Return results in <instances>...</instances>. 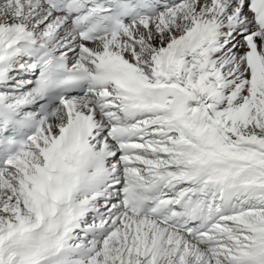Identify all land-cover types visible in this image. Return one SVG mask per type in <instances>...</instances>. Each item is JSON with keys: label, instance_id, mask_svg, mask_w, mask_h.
Instances as JSON below:
<instances>
[{"label": "snow or ice", "instance_id": "obj_1", "mask_svg": "<svg viewBox=\"0 0 264 264\" xmlns=\"http://www.w3.org/2000/svg\"><path fill=\"white\" fill-rule=\"evenodd\" d=\"M0 264H264V0H0Z\"/></svg>", "mask_w": 264, "mask_h": 264}]
</instances>
